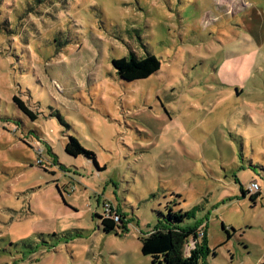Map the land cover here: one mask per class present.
I'll return each mask as SVG.
<instances>
[{
	"label": "rangeland",
	"instance_id": "1",
	"mask_svg": "<svg viewBox=\"0 0 264 264\" xmlns=\"http://www.w3.org/2000/svg\"><path fill=\"white\" fill-rule=\"evenodd\" d=\"M175 196L198 264H264V0H0V264H151Z\"/></svg>",
	"mask_w": 264,
	"mask_h": 264
},
{
	"label": "trees",
	"instance_id": "2",
	"mask_svg": "<svg viewBox=\"0 0 264 264\" xmlns=\"http://www.w3.org/2000/svg\"><path fill=\"white\" fill-rule=\"evenodd\" d=\"M16 52L17 49L15 48L14 53L16 54ZM112 67L120 81L132 83L145 80L158 72L161 63L151 53L146 52L144 57L139 58L130 52L125 57L112 60ZM13 103L24 116L30 118L31 121L35 119L34 115L21 100L14 97ZM64 152L66 155L74 158L83 156L93 162L95 166L97 165L94 154L85 150L73 137L68 138ZM252 182L255 181L253 180ZM240 193L242 198L248 195V192L242 188L240 189ZM175 197L176 201H170L165 205L164 213H157L158 219L153 229L145 237L140 239L141 255L149 258L151 264H198L200 257L203 254L209 253L206 244L201 246L197 240L199 237L197 222L195 221L192 224L188 223L192 216H194V213L192 211H183L182 209L176 210L179 204L177 201L179 196ZM259 197L260 193L249 195V200L254 204ZM117 217L119 218V224L123 225L124 218L119 215ZM103 222H110L111 224L117 223L113 220H104ZM105 230L109 232L107 228ZM222 230L228 234L223 226ZM227 237L228 239L230 238L228 235ZM191 240L197 242L196 249L190 252V256H186L185 249Z\"/></svg>",
	"mask_w": 264,
	"mask_h": 264
},
{
	"label": "built area",
	"instance_id": "3",
	"mask_svg": "<svg viewBox=\"0 0 264 264\" xmlns=\"http://www.w3.org/2000/svg\"><path fill=\"white\" fill-rule=\"evenodd\" d=\"M246 191L248 192V195L251 196V195H254V194H256V193H259V192H260V187H259V185L257 184V182H251V183L248 185ZM110 213H113V212L111 211ZM110 213H109V214H110ZM114 215H115V219H112V220L115 221V222H117V221L119 220V218L117 217L118 215H116L115 212H114ZM109 216H110V215H109ZM109 216H108V217H109ZM109 219H110V218H109ZM198 235H199V237H198L197 240L199 241L200 236L202 235V233L199 232ZM196 244H197V242L194 241V240L189 241V243L187 244L185 250H187V248H188V250H189L190 252H191V251H194V250L196 249Z\"/></svg>",
	"mask_w": 264,
	"mask_h": 264
}]
</instances>
